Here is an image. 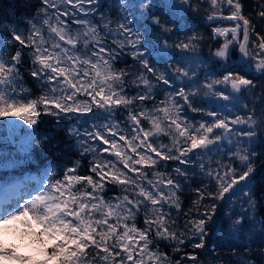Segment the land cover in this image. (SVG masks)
Segmentation results:
<instances>
[{
	"label": "snow or ice",
	"instance_id": "snow-or-ice-1",
	"mask_svg": "<svg viewBox=\"0 0 264 264\" xmlns=\"http://www.w3.org/2000/svg\"><path fill=\"white\" fill-rule=\"evenodd\" d=\"M205 2L209 5L208 21L234 22L230 27L212 28V39L220 36L224 41L214 52L210 50V55L226 61L231 50L238 47L258 77L225 68L221 78L206 79L204 95L236 101L233 107L237 112L242 96H250L249 103L242 105L243 115L205 111L197 106L199 87H176L166 71L152 65L145 55L150 43L147 29H135L128 19V8L134 9V3L120 0V12L113 19L104 13L98 18L94 15L100 0H38L39 6L24 0L22 8L35 9L25 13V29L0 23V119L19 120L29 128L42 116L53 117L57 127L72 117L90 114L93 119L84 131L71 126L66 129L72 144L61 147L52 137L41 139V146L46 145L47 150L69 151L76 159H68L62 174L49 177L42 191L0 205V234L11 232L20 241L9 246L0 240V261L202 264L198 250L209 251L219 202L233 204L230 198L243 184L240 211L231 208L225 231L235 238L247 232L250 239L243 254L238 255L233 246L226 258L232 264H255L248 258L252 254L251 238L264 244V217L256 219L259 205L255 189L256 161L264 152L257 153L253 147L257 129H264V0H256L255 12L247 16L242 0H200ZM180 4L200 10L193 0H180ZM152 6L151 0H141L142 9ZM224 7L227 15L223 14ZM149 16L162 33L172 31L150 11ZM203 39L193 34L178 40L174 47L180 53H195ZM169 47L165 39L162 48ZM123 56H130L133 65L118 68ZM25 60L30 62L27 68ZM24 72L40 85L39 95L33 96L26 86ZM173 75L175 81L185 83L199 80L191 67L178 65ZM218 85L231 91L225 94L217 90ZM164 86L171 91H164V98L157 102L158 90ZM129 87L137 89L135 95H128ZM149 101L151 109L146 107ZM118 110L126 114L123 120L117 119ZM185 111L212 119L194 123L182 115ZM161 137L170 143L159 142ZM224 141L235 150L228 148L227 160L214 159L209 153H219ZM105 153L116 160L105 159ZM169 162L185 167L161 171ZM192 167L199 171L192 172ZM197 176L201 177L200 184L191 188L196 198L184 210L181 193ZM109 184L120 194L106 198ZM259 200L264 201V192ZM140 215L143 227L137 224ZM162 243L174 255L162 251ZM18 248L25 251L18 252ZM259 251L264 256V248Z\"/></svg>",
	"mask_w": 264,
	"mask_h": 264
},
{
	"label": "trees",
	"instance_id": "trees-1",
	"mask_svg": "<svg viewBox=\"0 0 264 264\" xmlns=\"http://www.w3.org/2000/svg\"><path fill=\"white\" fill-rule=\"evenodd\" d=\"M24 0H0V23L7 26H18L20 30L27 27V16L25 13H33L35 9H25L21 7ZM33 4L38 5V0H32ZM120 0H100V7L98 9L99 14L104 13L106 16H110L115 19L120 12L118 7ZM125 4H135L133 9L128 8V19L132 20V26L135 29L144 31L147 29L146 35L150 41L149 52L145 55L150 60L152 65L158 71H166L170 77L173 78L174 86H183L186 88L199 87L200 95L196 97L197 106L203 108L205 111H217L223 115L227 114H245L242 107L243 104L249 102L248 99L242 96L241 99H245L239 107V112L233 107L236 101H226L213 95H204L207 91L203 88L204 82L213 78H221L224 74L225 68H232L234 71H239L241 74H248L249 78L258 77L255 73L254 66H251L250 62H246V58H242L239 50L234 48L231 50L229 58L226 61H220L219 58H215L210 55L214 52L220 43H223L224 39L215 38L212 39V28L216 25H228L229 21L217 19L216 21H208L206 9L209 8L208 4L200 3V0H193V3L200 5L199 11H193L187 5H181L180 0H151L153 5L150 10H145L140 7L141 0H124ZM244 4L243 14L245 16L250 13H254L256 10V0H242ZM15 9V11H14ZM152 15L160 18L161 23H166L168 27L172 29L169 33H162L161 30L151 24ZM223 14H228V9L223 10ZM259 30V28H258ZM193 34L202 36L204 39L200 42L198 50L188 53H180L179 49L174 47L178 40H184L188 36ZM2 38V34H0ZM242 39V35L240 37ZM253 39L255 36L253 35ZM167 39L170 45L169 48L163 49V41ZM238 48V47H237ZM187 58V59H186ZM133 61L130 56H123L117 62L118 68H124L126 66H132ZM191 67L193 71L197 72L199 80L195 83H185L184 81H175L173 72L177 66ZM30 66V62L25 60L24 67ZM246 67H250L248 70ZM23 71V69H22ZM25 84L31 90L33 96L40 94V85L31 78L27 72H24ZM217 90H224L225 94H228L230 88H225L223 85L216 86ZM128 95L132 96L136 94L137 89L129 87L126 89ZM164 91H171L166 86L158 90L156 95V101L159 102L164 98ZM259 93V89H257ZM240 103V100L238 104ZM142 107H144L142 105ZM146 107L151 109L153 104L151 101L147 102ZM117 119H121L119 110L116 113ZM182 115L186 116L189 120L196 121L205 120L211 121V117L203 115L201 113H192L185 111ZM145 126L147 122L145 121ZM69 127V120L65 119L59 127L56 126V120L51 116H42L37 125L33 126V138L29 145L24 146L18 141L16 135L10 136L6 131L3 121H0V189L5 187L10 182L23 177L24 175H30L38 180L49 177H59L66 165L68 159H76L69 151L52 152L47 150V146H41V139L45 136L52 137L56 141H59L61 147L66 144H72V138L66 136V129ZM236 127V126H234ZM258 136L256 143L253 146L257 153L264 152V131L257 129ZM161 143L168 144L170 141L167 137H161L159 141ZM229 147L227 141H224L219 145L220 152H212L209 155L214 159L227 160L226 155ZM233 150L235 148L233 147ZM75 151V149H73ZM195 160L196 157L193 156ZM207 159V158H205ZM264 156L256 161L257 173L255 177V189L256 197L258 200V212L256 219L264 217V201H260L259 197L264 192ZM84 165H87V160L84 161ZM176 166L185 167L184 165H178L177 162H169L164 165L160 170L172 171ZM84 174H88L84 168L81 169ZM192 172H198L196 167L191 168ZM201 177H193L188 183L190 187H186L181 193L182 207L184 210L191 205L192 200L196 198V193L191 191V188H196L200 184ZM120 194V190L112 184L107 185L105 190V197L110 198ZM234 201L230 205L229 201L219 202L218 215L216 216V224L211 228L210 236L212 241L209 244V251L203 252L198 250L201 255L200 259L202 264H232V262L226 257L230 255V249L235 246L237 254H243L245 247L250 237L247 232L241 234L239 238L233 237L227 229L229 221L226 219L227 215L231 214V208L234 207L238 212L243 199V184H241L240 190L237 191L236 196L230 198ZM175 214V210H173ZM137 224L139 227H143V215L137 217ZM259 227V226H257ZM252 254L249 259L255 261V264H264V256L260 255V248H264V244H260L258 238L252 237ZM161 250L168 255H174L171 248L161 244ZM191 251V249H188ZM220 256L222 259H215Z\"/></svg>",
	"mask_w": 264,
	"mask_h": 264
},
{
	"label": "rangeland",
	"instance_id": "rangeland-1",
	"mask_svg": "<svg viewBox=\"0 0 264 264\" xmlns=\"http://www.w3.org/2000/svg\"><path fill=\"white\" fill-rule=\"evenodd\" d=\"M223 10H227V7H224L222 9V11ZM94 15L98 18L100 14L97 11ZM233 23L234 22L229 21L228 25H225V26L223 25V26L224 27H230V26L233 25ZM234 49L237 50L238 48H234ZM243 96H244V98L248 99L249 101L252 99L248 95H243ZM81 99H83V97H81ZM241 101L244 102L245 99H240V103L238 104L239 107H241V103H242ZM246 103H249V102H246ZM119 112H120V116L122 115V118L118 119V120H123L125 118L126 114L123 113V110H119ZM116 117H117V115H116ZM0 121H3L4 127H5V131L10 136L16 135L17 138H19L18 141H20V143L22 145H24V146H27V145L30 144V142H31V140L33 138V130H32L33 128H29L22 121L15 120V119H0ZM73 121H75V122H73ZM92 123H93V119H92L90 114L87 115V116H79L78 118L77 117H72L69 120V126L74 127V128L75 127H79L81 131H84L85 128H90ZM121 127L124 128L125 125L122 124ZM260 131L262 132V131H264V129H260ZM103 157L105 159H112L114 161L116 160V158L114 156H109V154H107V153L103 154ZM89 159H90V157H89ZM119 166L122 167V165H119ZM137 167H139V166H137ZM24 178H25V176L22 177L20 179V181L24 180ZM48 179L49 178H44L42 180L31 179V183L30 184H28L27 186H23L24 193H20L19 195H18V192H19L18 188L21 187V185H19L18 183H14V185L16 184L15 185V189L12 187V190L9 193V197H6V198H7V200H10L11 196L18 197L15 200L13 199L11 201V204L14 203L17 200H20L21 197H23L24 199H27L28 198V193L35 194L36 191H42L43 190V185L48 182ZM11 186H13V185H10L8 188H6L0 194L5 193L7 190H9L11 188ZM3 197H5V196H3ZM1 205H2V203H1ZM0 240H4L9 246H11L13 244H19L20 243V241L17 239V237L15 235H13L11 232L0 234ZM17 251L18 252L25 251V249L18 248ZM0 264H10V262L0 261Z\"/></svg>",
	"mask_w": 264,
	"mask_h": 264
},
{
	"label": "bare ground",
	"instance_id": "bare-ground-1",
	"mask_svg": "<svg viewBox=\"0 0 264 264\" xmlns=\"http://www.w3.org/2000/svg\"><path fill=\"white\" fill-rule=\"evenodd\" d=\"M31 179H35V178L25 177L24 180H22L20 183H21L22 186H27L28 184L31 183ZM35 180H36V179H35ZM11 190H12V186H11V188H10L9 190H7L5 193L0 194V205H1V203H2V205H8V204H11V201H12L13 199L15 200L16 198H18V197H15V196H11V199H10V200H7L6 197H9V193H10ZM3 196H5V197H3ZM1 197H2V198H1Z\"/></svg>",
	"mask_w": 264,
	"mask_h": 264
}]
</instances>
